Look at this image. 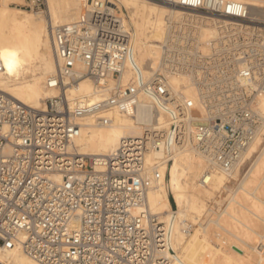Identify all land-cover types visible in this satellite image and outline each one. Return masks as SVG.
<instances>
[{
  "label": "built area",
  "instance_id": "obj_1",
  "mask_svg": "<svg viewBox=\"0 0 264 264\" xmlns=\"http://www.w3.org/2000/svg\"><path fill=\"white\" fill-rule=\"evenodd\" d=\"M23 1L25 10L46 8V0ZM83 1L77 20L51 28L55 72L45 87L55 95L44 101V110L0 92V250L19 247L38 264H169L178 259L172 225L146 210L147 193L166 178L161 170L175 151L187 145L212 155L221 170L235 167L261 127L255 105L264 95V60L238 73L253 89L240 87L230 110L199 121L194 102L175 94L163 75L143 74L115 3ZM158 1L219 18L249 19L246 6L231 0ZM250 46L231 52L244 60L240 54ZM203 63L201 70L205 58ZM84 79L94 86V96H71L70 89ZM144 101L153 120L141 136L121 139L98 161L76 155L74 141L85 120L108 126L110 112L133 118ZM149 153L154 157L146 164ZM191 230L187 222L181 228L183 235Z\"/></svg>",
  "mask_w": 264,
  "mask_h": 264
},
{
  "label": "bare ground",
  "instance_id": "obj_2",
  "mask_svg": "<svg viewBox=\"0 0 264 264\" xmlns=\"http://www.w3.org/2000/svg\"><path fill=\"white\" fill-rule=\"evenodd\" d=\"M112 1L120 11L118 18L132 34L135 60L143 74L160 73L175 94L191 99L194 119L207 121L222 115L231 109L230 104L235 105L240 87L253 89L254 85L239 79L238 73L248 66L258 67L264 60V29L255 20L219 18L158 0ZM231 1L245 5L249 19L264 6V0ZM22 4L23 0H0V92L27 108L43 111L44 101L55 95L45 87L55 72L51 28L77 20L85 2L46 0V11L37 14L23 10ZM238 38L251 45L249 51L240 54L244 60L231 52V46H240V41L234 42ZM199 49L202 57L198 56ZM205 53L212 64L203 73ZM70 94L92 98L94 86L84 79L70 89ZM255 106L261 127L233 169L221 170L212 155L187 145L178 148L172 163L162 168L166 178L148 191L146 210L172 225L178 259L169 264H264V233L260 232L264 229V95L257 98ZM108 117L112 120L108 126L96 124L94 118L85 120L74 141L77 156L98 161L109 155L121 139L141 136L153 120V111L144 101L133 118L115 112ZM152 157L145 155L146 164H151ZM247 162L248 170L241 173ZM206 173L209 175L203 185L200 180ZM54 180L59 182L61 177ZM231 181L237 188L227 190L226 198L215 199L216 208H210L209 201ZM204 215L206 223L202 221ZM188 219L192 230L183 235L181 228ZM212 225L222 231L215 233L217 242L206 232ZM0 264L38 263L15 247L0 250Z\"/></svg>",
  "mask_w": 264,
  "mask_h": 264
},
{
  "label": "rangeland",
  "instance_id": "obj_3",
  "mask_svg": "<svg viewBox=\"0 0 264 264\" xmlns=\"http://www.w3.org/2000/svg\"><path fill=\"white\" fill-rule=\"evenodd\" d=\"M24 4H22V6H23ZM23 10H25L24 8H22ZM119 10V9H118ZM25 11H29V10H25ZM46 11V8L45 9H43V10H39V11H29V12H32V13H40V12H45ZM258 13H256V15H254V16H252V19H248L247 21H254L255 20V22L256 23H258V26H260L261 28H263L264 29V15H263V13H264V6H263V8H260V9H258V11H257ZM119 13H120V11H119ZM118 13V14H119ZM249 17V16H248ZM238 40L240 41V45L242 44L243 45V43H245V41L246 40H244V39H241V38H238ZM244 40V41H243ZM234 42H237V40L235 39V41ZM248 43V41H246V43H245V45ZM239 44V43H238ZM234 47V46H233ZM232 46L230 47L231 49H237V48H240V46L238 47H234L233 48ZM197 53H198V56H203V52L202 51H200V49L197 51ZM205 54H207V55H205V61H206V65H203L205 68L206 67H208V66H210L211 64H212V62H210V61H212L211 59H210V56H209V54L208 53H205ZM222 57L223 56H221V58L220 59H222ZM224 61V60H223ZM221 62H222V60H221ZM203 67V68H204ZM205 68L204 69H202L201 71L202 72H204V70H205ZM208 78H211L210 77V75H208ZM206 113V112H205ZM205 113H204V115H205ZM254 160V159H253ZM250 166V163L249 162H247L244 166H243V168H242V170H241V173H243V172H245V171H247L248 170V167ZM237 188V183L235 182V181H231L230 183H227L226 184V187L224 188V189H222V191H221V193L220 194H218V195H215L214 196V199L213 200H210L209 201V207L211 208L212 207V209L214 210L215 208H216V204H215V201L216 200H224L225 198H226V195H227V190H235ZM221 198V199H220ZM216 199V200H215ZM212 202V203H211ZM215 205V206H214ZM206 216L204 215L203 217H202V221H203V223H206V222H204V221H206V219L207 218H205ZM188 221V223L189 222H191L189 219L187 220ZM194 227H193V229H197V226H195V225H193ZM211 229V230H210ZM207 231V234H209V236H210V238L212 239V241L213 242H217L218 240H217V238L215 237V233L217 232V233H222V231L219 229V228H217L216 226H211V227H207V229H206ZM212 231V232H211ZM215 231V232H214ZM211 232V233H210ZM262 234L264 233V229L263 228H261V231H260ZM213 234V235H212ZM216 238V239H215Z\"/></svg>",
  "mask_w": 264,
  "mask_h": 264
},
{
  "label": "crops",
  "instance_id": "obj_4",
  "mask_svg": "<svg viewBox=\"0 0 264 264\" xmlns=\"http://www.w3.org/2000/svg\"><path fill=\"white\" fill-rule=\"evenodd\" d=\"M168 189V191H169V188H167Z\"/></svg>",
  "mask_w": 264,
  "mask_h": 264
}]
</instances>
